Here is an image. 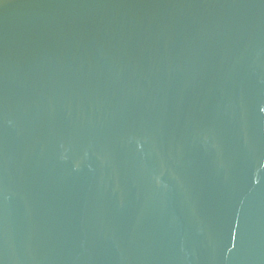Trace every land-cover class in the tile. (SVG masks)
Here are the masks:
<instances>
[{
    "label": "water",
    "instance_id": "obj_1",
    "mask_svg": "<svg viewBox=\"0 0 264 264\" xmlns=\"http://www.w3.org/2000/svg\"><path fill=\"white\" fill-rule=\"evenodd\" d=\"M0 264H264V0H0Z\"/></svg>",
    "mask_w": 264,
    "mask_h": 264
}]
</instances>
